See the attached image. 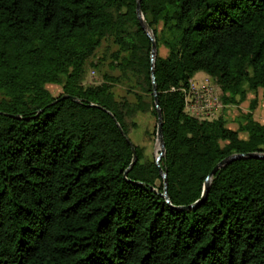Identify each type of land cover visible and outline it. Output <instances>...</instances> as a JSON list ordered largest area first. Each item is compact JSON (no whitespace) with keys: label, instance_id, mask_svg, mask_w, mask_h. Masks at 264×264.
<instances>
[{"label":"trees","instance_id":"trees-1","mask_svg":"<svg viewBox=\"0 0 264 264\" xmlns=\"http://www.w3.org/2000/svg\"><path fill=\"white\" fill-rule=\"evenodd\" d=\"M137 2L0 0V264H264V159L211 175L264 152L258 98L236 129L224 113L186 111L200 71L225 105L264 95V0H141L168 50L153 62ZM107 41L114 50L94 62ZM108 58L102 81L85 84ZM122 83L134 101L117 98ZM154 85L168 198L157 160L132 141L133 163L119 127L128 136L137 113L158 122ZM207 181L203 202L178 208Z\"/></svg>","mask_w":264,"mask_h":264},{"label":"rangeland","instance_id":"rangeland-1","mask_svg":"<svg viewBox=\"0 0 264 264\" xmlns=\"http://www.w3.org/2000/svg\"><path fill=\"white\" fill-rule=\"evenodd\" d=\"M147 20V19H146ZM114 50V45L112 46V43L105 42L101 48L98 49L96 57L93 59L94 62H96L99 59H102L104 56L109 57L108 55L110 52ZM168 50L164 46H161L157 48V54H160L162 56H165L167 54ZM110 58L104 60L103 64L100 65L99 68H94L91 65L87 68L86 73V79L85 84H96L102 81V75L104 72L109 71L110 67L108 64V61ZM211 77L206 74L204 71L198 72L194 78L192 79L193 83H198L201 85L203 82H205L206 78ZM211 84L213 85L214 94L218 101L222 103L221 100V89L214 80H211ZM48 89L54 94L57 95L62 91V87L57 84H47ZM115 93L117 95V98L123 99L124 97L129 98L130 100L134 101V97L132 93H129L128 87L122 83L115 86ZM258 98L259 103L258 107L254 111L255 118L261 122H264V95H263V89H259L258 91L249 92L248 99L241 103L240 105L237 104H229L225 105L222 103V105H218L216 108V111L212 118H216L220 116L222 113L226 114L229 126L231 128L236 129L238 127V119L241 113L248 111L249 109V102L252 98ZM134 120L138 122L139 126L136 129H132L129 131L128 137L136 144L143 145L147 152L149 153L150 158L157 159V156L160 152V142L158 140V135L152 134L153 129L157 125V121L154 116H152L150 113H137L132 118L129 119ZM241 137H246V134L241 133Z\"/></svg>","mask_w":264,"mask_h":264},{"label":"water","instance_id":"water-1","mask_svg":"<svg viewBox=\"0 0 264 264\" xmlns=\"http://www.w3.org/2000/svg\"><path fill=\"white\" fill-rule=\"evenodd\" d=\"M137 14H138V18H139V21H140V24L141 26L145 29V31L147 32V34L149 35V37L151 38L152 40V62L154 61L156 55H157V42L155 40V37H154V34L151 30V27L149 26L147 20L145 19L144 15H143V12H142V9H141V0H138L137 2ZM154 70H153V79H154ZM154 82H155V79H154ZM154 92H155V104H156V108H157V111H158V122H157V135H158V140L160 142V152L157 156V162H158V165H159V168H160V171L164 177V187H165V192H164V196H166L168 198V178H167V172H165L162 167H161V164H160V160L162 158V155L164 154L165 152V142H164V138H163V132H162V122H163V117H162V111L159 107V99H158V94H157V91H156V86L154 85ZM76 99V98H74ZM120 130L122 132V134L126 137V139L128 140L129 144L131 145L132 149H133V152H134V161L133 163H135V161L137 160V155H136V148L133 144V142L130 140V138L127 136L126 132L124 131V129L122 128V126H120ZM245 158H259V159H264V152H249V153H235L225 159H223L221 162H219L217 164V166L214 168V170L212 171L211 175L214 174V172L219 168V167H222V166H225L227 164H229L230 162L232 161H235V160H239V159H245ZM208 194V181L205 185V193L202 197V199L198 202H195L191 205H188V206H180L178 207L179 209H191L193 207H196L199 205L200 202H203L204 199L206 198ZM169 201V200H168Z\"/></svg>","mask_w":264,"mask_h":264},{"label":"built area","instance_id":"built-area-1","mask_svg":"<svg viewBox=\"0 0 264 264\" xmlns=\"http://www.w3.org/2000/svg\"><path fill=\"white\" fill-rule=\"evenodd\" d=\"M211 79L208 77L201 85L191 84L186 92V111L201 118H212L218 105H222L214 94Z\"/></svg>","mask_w":264,"mask_h":264}]
</instances>
